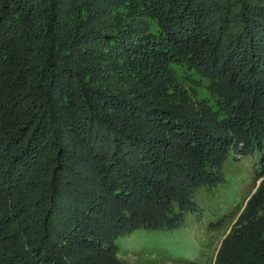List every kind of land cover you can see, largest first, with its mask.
<instances>
[{"label":"trees","instance_id":"trees-1","mask_svg":"<svg viewBox=\"0 0 264 264\" xmlns=\"http://www.w3.org/2000/svg\"><path fill=\"white\" fill-rule=\"evenodd\" d=\"M172 64L220 111L167 96ZM263 149L264 0H0V264L117 262ZM211 264H264V177Z\"/></svg>","mask_w":264,"mask_h":264},{"label":"rangeland","instance_id":"rangeland-1","mask_svg":"<svg viewBox=\"0 0 264 264\" xmlns=\"http://www.w3.org/2000/svg\"><path fill=\"white\" fill-rule=\"evenodd\" d=\"M150 34L154 32L150 28ZM148 36H151V35ZM162 74L165 71L155 67ZM167 68V67H166ZM167 96L176 102L196 108L202 117L208 109L219 112L216 87L208 76H202L186 65H170ZM205 113V114H204ZM264 153V149L261 151ZM241 155L233 152L219 173L222 183L209 189L193 191V207L184 212V221L171 231L139 229L118 241L116 260L103 259V264H211L220 241L229 232L238 211L255 191L264 173V155ZM221 220V224L219 221ZM97 259V258H96ZM180 260V261H177Z\"/></svg>","mask_w":264,"mask_h":264}]
</instances>
